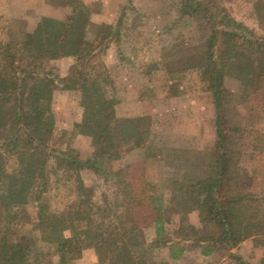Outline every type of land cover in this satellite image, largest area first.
Returning <instances> with one entry per match:
<instances>
[{"label":"trees","instance_id":"obj_1","mask_svg":"<svg viewBox=\"0 0 264 264\" xmlns=\"http://www.w3.org/2000/svg\"><path fill=\"white\" fill-rule=\"evenodd\" d=\"M66 4L73 10L67 20L43 16L20 42L0 35V264H29L37 238L50 247L57 264H69L87 247L95 250L99 264H166L148 256L143 230L154 225V245H163L164 209L147 193L139 165L105 173L100 169L121 157L120 141L143 147L149 131L146 118L119 119L115 100L99 92L86 70L100 43L86 31L83 5L78 0ZM182 6L185 13L198 14L211 26L200 69L213 97L216 159L211 173L187 190L196 203L202 233L185 226L183 218L178 228L207 256L264 232V41L254 33L247 37L241 31L244 26L220 7L219 0H184ZM259 9L264 12V5ZM61 56L76 57L61 83L64 89L81 91L82 117L71 133L90 137L94 151L87 159L48 145L57 130L51 109L56 80L44 71V63ZM226 77L240 83L249 105V133L254 135L250 155L256 161L249 178L234 170L230 146L242 130L228 115L233 93L225 85ZM84 168L102 173L107 183L117 186L115 198L120 195L122 200L94 203L80 176ZM58 182L74 186L78 199L53 209L50 194ZM29 204L35 208L31 217ZM27 223L29 232L23 230ZM182 250L170 248L172 257Z\"/></svg>","mask_w":264,"mask_h":264},{"label":"rangeland","instance_id":"obj_2","mask_svg":"<svg viewBox=\"0 0 264 264\" xmlns=\"http://www.w3.org/2000/svg\"><path fill=\"white\" fill-rule=\"evenodd\" d=\"M66 1L0 0V35L7 34L20 42L43 16L67 20L73 10ZM183 1L78 0L87 17L86 31L100 43L89 58L94 72L91 67L86 70L97 81L99 92L115 100L116 114L121 120L138 118L132 116V106L138 109L140 102L155 108L154 125L144 123L149 131L143 147L120 141L121 157L105 162L100 169L105 173L139 165L147 193L163 205L164 244L154 245V225L143 230L150 259L166 264H264V232L230 249L224 245L207 256L191 239L178 233L182 218L185 226H201L196 203L187 190L213 170L217 141L213 97L200 69L206 58L211 26L202 16L185 13ZM219 5L244 26L241 31L247 37L254 33L264 41V12L259 9L264 5L262 0H219ZM75 63L73 56L44 63V71L56 80L51 109L57 130L48 139V145L56 151L73 150L81 159H87L94 151L90 137L71 133L73 124L82 117L81 91L64 89L61 83ZM225 85L233 93L228 115L242 130L235 134L230 146L234 170L249 178L256 166L250 155L254 135L249 133V105L236 79L226 77ZM63 129L67 130L66 135H60L59 130ZM51 170L61 174L57 169ZM80 176L87 189L86 196L94 203L116 199L117 186L107 183L102 173L84 168ZM57 187L50 194L53 209L78 199L74 186L69 188L58 182ZM116 200H122L120 195ZM27 211L31 217L34 205L29 204ZM23 230L31 231V223L25 224ZM177 246L183 250L172 257L170 248ZM57 262L50 247L37 238L29 264ZM69 264H99V260L95 250L87 247Z\"/></svg>","mask_w":264,"mask_h":264},{"label":"crops","instance_id":"obj_3","mask_svg":"<svg viewBox=\"0 0 264 264\" xmlns=\"http://www.w3.org/2000/svg\"><path fill=\"white\" fill-rule=\"evenodd\" d=\"M149 104H142L141 102L138 104V109H135L133 106H132V116H135V117H143V118H146V121L147 124L150 123L149 125H154L155 123V108L153 106L149 107ZM129 117V116H127ZM162 121V120H161Z\"/></svg>","mask_w":264,"mask_h":264}]
</instances>
